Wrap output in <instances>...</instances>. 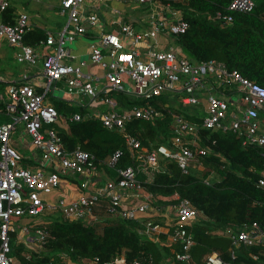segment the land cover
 <instances>
[{
	"label": "built area",
	"instance_id": "built-area-1",
	"mask_svg": "<svg viewBox=\"0 0 264 264\" xmlns=\"http://www.w3.org/2000/svg\"><path fill=\"white\" fill-rule=\"evenodd\" d=\"M112 1L143 6L151 26L138 30L118 18L115 23L120 25V29L105 31L102 27L103 20L95 8L101 9L102 5ZM59 2L61 13L68 16L66 27L58 37L49 32L46 38L31 45L25 42L30 24L28 15L20 13L13 24L5 22L2 13L10 6V2L0 0V40L4 39L17 47L16 58L19 62L35 66L42 60V71L35 75L34 81L30 80L28 73H24L20 81L6 85L4 92L0 93V102L4 103L2 113L9 118L0 123V264H15L11 255V243L19 217L44 215L47 207L61 211L63 217L70 221L85 220L102 199H107V210L111 215L140 221L153 204L150 197H142L143 193L140 191L145 189L138 176L143 169L150 173L158 170L162 157L175 160L184 172H188L191 163L199 155L206 153V148L199 142L200 127L231 130L238 135L244 147H264L263 122L260 118V110L264 108V85L243 76L237 69H229L215 58L195 62L172 47L159 49L157 44L151 45L147 56L142 55L139 47L149 41L158 43L160 34L180 35L187 32L190 23L180 9L164 0ZM87 4L93 10L87 9ZM255 6V0H232L227 8L228 12L217 11L213 18L231 23L234 19L232 12L249 13ZM115 12L120 16V10ZM90 28L98 30V35L91 40L88 58L79 60L66 46V42L75 41ZM89 65H97L105 70L102 87L96 86L100 76L86 70ZM211 79H214V83L217 82L218 87L240 92L241 97L235 110H230L225 93L215 92L213 89H217V86L214 84L209 86L213 83ZM61 84L67 86L68 92L85 94L93 100L98 95L101 96V93L104 94L100 99L109 109L96 118L108 129H116L123 134L126 143L133 150L136 162L119 168L118 178L108 179L100 190L82 193L74 202L60 199L53 205L46 202L43 195L60 186L63 174L95 170L97 167L93 154L81 147L67 151L62 136L57 129L50 127L51 124H58L61 113L47 102L46 97L59 89ZM111 92H124L145 101V104L120 111ZM203 93L207 94V98L201 124L174 114L175 133L179 137L175 148L161 144L152 150L143 151L141 141L126 131L127 123L132 118L155 121L163 115V111L151 103L155 98L164 94H178L184 105H196L201 102L200 94ZM83 118L78 113L73 115V119L77 121ZM19 124L24 125L33 145L43 147L46 157L54 165L56 163L55 171L48 173L21 166L23 155L11 142ZM182 138L185 140L181 141ZM122 154V150H117L109 164L113 167ZM257 183L264 188V175ZM83 186L87 187V183L84 182ZM129 190H136L133 194L135 202L126 203ZM198 213V209L187 199L181 200L177 205V223L173 236L175 242L181 243L182 249L176 253V259L181 264H194L191 248L195 244V237L188 227ZM145 223L148 231H155L159 227L149 219ZM31 228L34 230L33 243L43 248L49 237L47 227L40 224L24 225V233L30 235ZM228 232L232 239V249L229 251L232 258L236 257V248L241 244L264 246V224L260 222L245 224L235 232L229 228ZM263 253L251 252L250 256L256 259V264H264V261H259L264 259ZM222 255L220 252L209 254L206 264H231ZM88 264L130 263L119 254L108 262L94 257Z\"/></svg>",
	"mask_w": 264,
	"mask_h": 264
},
{
	"label": "trees",
	"instance_id": "trees-1",
	"mask_svg": "<svg viewBox=\"0 0 264 264\" xmlns=\"http://www.w3.org/2000/svg\"><path fill=\"white\" fill-rule=\"evenodd\" d=\"M164 1L176 3L175 0ZM231 1L189 0L183 9L184 18L190 27L186 33L174 35V42L195 62L215 58L229 69H237L243 76L264 85V0H255L256 6L249 13L232 12L234 19L231 23L213 18L217 11L228 12ZM2 18L7 23L15 22L14 11L10 6L3 11ZM45 37V33L34 30L26 33L25 40L35 44ZM211 80L214 83V79ZM7 84L0 81V92L4 91ZM235 91L220 88V92L227 97ZM110 95L119 101L120 111L124 106L131 109L134 104H145L142 100H131L124 92H111ZM176 97L178 94L173 98L168 94L151 100L163 111L157 120L132 118L127 123V130L141 141L143 151L152 150L161 144L176 147L171 140L176 135L175 113L201 124L200 117L205 113L200 114L198 107L204 110L205 104L184 105ZM165 102H169V106L159 104ZM53 104L61 114L79 112L84 115L81 107L73 109L65 101L54 100ZM50 127L57 129L62 136L67 151L81 147L90 152L95 157L96 165L106 166L111 177L118 178L119 168L136 162L134 154L126 146L123 134L119 130L108 129L98 118L85 117L79 121H69L68 129L57 124H51ZM199 130V142L206 148V153L199 155L198 160L210 166L215 173L211 176L210 170L201 172L192 167L184 172L175 160L162 157L159 169L153 172L152 181H146L145 176L139 175L144 178V189L155 196L156 205L187 199L206 216L188 227L196 239L192 253L197 264H205V256L218 250L231 264H256L258 262L250 256V251L257 252L259 247L241 246L236 249V257L232 258L228 251H224L222 237L216 232L227 228L235 232L254 221L264 224V188L257 183L264 175V147H244L238 135L231 130L205 127ZM189 137L192 138V135ZM117 150H122L123 154L113 167L108 166L107 162ZM117 219L100 226L84 220L70 221L59 214L47 226L49 237L43 251H31L29 257L23 254L27 250L25 245L12 241L11 255L20 264H61L63 254L74 262L94 257L108 262L125 251L130 264L179 263L169 247L139 232L141 222ZM14 238L15 233L12 234V240ZM215 238L220 241V247L216 246ZM177 249L181 250V247Z\"/></svg>",
	"mask_w": 264,
	"mask_h": 264
},
{
	"label": "crops",
	"instance_id": "crops-1",
	"mask_svg": "<svg viewBox=\"0 0 264 264\" xmlns=\"http://www.w3.org/2000/svg\"><path fill=\"white\" fill-rule=\"evenodd\" d=\"M8 1L10 2V7L14 11L15 19L20 13H26L28 15L30 24H29V29L27 32L38 30L41 33H45L46 36L48 35L49 32H51L53 35L58 37L59 33L67 25L68 16L66 14L61 13L59 0H8ZM175 1L176 3H173V2H169V3H171L176 8L180 9L184 16L185 12L183 9V5H186L187 2L182 1V0H175ZM165 3H168V2H165ZM118 4L120 5L126 4L127 6L129 5L125 3L124 1H112L108 3L107 5H102L101 9L100 8L98 9L97 7L95 8L96 11L99 13L101 19L103 20L102 27H104L105 31L119 30L120 25L115 23V20L118 18H121L123 22L130 23L138 30L148 28L151 26V22L143 6H139V8L135 7L134 10H132L134 11V13L129 14L127 16L125 11L122 8H120ZM86 7L89 10H93L90 4H87ZM116 10H120V16L117 15V13L115 12ZM56 16H59V17L66 16V21L63 22L62 20H59L58 23H56L57 21ZM97 35H98V30L94 28H90L86 34L78 36L76 40L73 41L75 42L74 47L69 46L71 52L74 53L79 60L87 59L91 40L93 38H96ZM173 36H174L173 34H169V33L160 34L157 39L158 43L149 41L147 44L141 45L139 49L142 52V55L144 57L147 56L148 47L149 46L151 47V45L155 46L156 44L158 45L159 49H168L172 47L178 53H182L186 55L185 53L182 52L181 48L178 47V45L174 42ZM6 44L11 46V50L6 47ZM28 44H31V43H28ZM35 44H31V45H35ZM16 52H17V47L11 45L9 42H7L4 39L0 40V63L3 64V66L0 67L1 69L0 70V81L7 82L8 84L17 82L22 79V76L24 73H28L31 76L30 80L34 81V79L36 78L35 75L38 72L42 71V60H40L35 66H31L27 63L19 62L16 58ZM12 59L18 61L22 66L20 67L12 66L10 64V61ZM86 70L100 76V81H97L96 86L98 88L102 87L105 81L104 80L105 70L102 67H99L97 65H89L86 68ZM212 84L217 86V89H213V90L219 93L221 86L218 87L217 82L210 83L209 86H211ZM60 88H61L60 90L64 91V94H61L58 96L55 95L54 93L49 94L46 97L47 102H50L51 104H53L54 100H57V101L59 100V101H65L66 103H68V106H70L73 109L81 107L83 109L84 115H82L79 112H75V113L81 114L84 118L94 117V116H95L94 118H96L98 114L102 112H106L109 109V106L103 103L102 100L100 99L101 96H104L103 93H101V96L98 95L97 98L93 100L92 98H90L89 96L85 94L79 95V94H76L75 92L73 93L68 92L66 85L61 84ZM234 90L235 89H232V91ZM3 92L4 91L0 93H3ZM164 95H168V94H164ZM128 96L131 100L140 101V99H137L133 96H130V95ZM169 96L173 98L174 95L169 94ZM200 96H201L200 98L201 102L198 103V105L199 104L203 105L206 103L207 94L203 93V94H200ZM240 97L241 95L239 91H235L234 94H231L228 97L229 107L231 111L236 109V106L239 104L238 100ZM176 99L181 102L180 98L176 97ZM116 102L119 107L120 105L117 99H116ZM3 104H4L3 102H0V121H1L0 123L6 122L9 119L7 116H5L2 113L4 111ZM159 104L165 107L169 106V102L159 103ZM141 105H144V104H141ZM135 106H140V105L134 104L132 107H135ZM122 109L123 110L121 111H125L130 108L124 106V108ZM75 113L71 112V113H67L66 115L61 114L60 120L57 125L62 128L68 129L69 121L74 120L73 115ZM204 113H205V110H204ZM203 116L200 117L201 122H202ZM260 118L263 122V131H264V108L260 110ZM126 131L129 134H131L127 130V127H126ZM15 136H17V139L19 140V144L14 141ZM178 138L179 137L177 135H174L171 140L175 144L179 141ZM183 140H185V138H182L181 141ZM11 142H12V145L15 146L23 155L24 161L22 160L23 165L21 166L30 168V169H39L42 171H46L48 173H50L51 171H55L54 168H55L56 163L54 165V163H52V160L46 157V151L43 147L38 148L33 145L32 138L26 132L23 124L18 125L16 131L12 135ZM126 146L133 154V150L131 149L130 146H128L127 143H126ZM198 157L193 161V163H191L190 167L197 168L201 172L210 170L212 172L211 173V176H212L215 173L213 172V169H211L210 166L203 164L200 160H198ZM222 160L225 161V158H222ZM109 161L107 162V165L111 166L109 164ZM141 175L146 177V181H152L154 177V173H150L148 170H145V169H143V171L140 173V176ZM112 178H116V177H111L110 173H108L106 170V166L104 167V165L102 166V164L97 165L95 170H86L85 172H69L67 174L62 175V181H61L60 186L54 189L53 192L44 194L43 198L45 199L46 202L53 204V205L56 204L60 199H65L66 201L74 202L79 198V196L82 193H94L95 191L100 190L105 185L106 181ZM139 179L142 180L144 178L139 177ZM84 182L87 183V187L83 186ZM135 192L136 190L128 191V194L125 198L126 203L136 201V198L133 197V194ZM140 192L143 193L142 195L143 198H146L147 196V197H150V199H152L153 206L146 214L142 215L139 221L141 222L140 224L141 228H139L140 229L139 232L142 235H145L148 238L152 239L153 241H156L160 243L161 245L169 247L173 255L176 256V253L180 252V250L177 248L181 247V243L175 242L174 236H173L176 223H177V215H178L177 205L179 202H172L168 205L159 206L154 203V201H156L155 196L148 193L147 190H142ZM108 202L109 200L102 199L100 203L94 207L92 212L86 217L84 221H86L89 224H93V225L97 223V225L101 226L103 225V223L109 222L111 220H118L117 218L119 217L117 215H111L108 212L107 210ZM59 214L62 215L61 211L54 210L53 208L47 207L46 212L44 214L45 217L47 218L42 219L41 221L36 222V223L31 222L29 225L40 224V225L47 227L54 220V218L57 217ZM201 217L206 218V216L202 212L199 211L198 216L196 217V219L193 220V223ZM148 219L153 222L154 220L157 221L156 223L159 225V227L155 231H148V228L145 223ZM16 225H17V230L15 232V235H16L17 243H21L25 245V247L27 248V250L23 252L24 255H27L30 257L31 251L41 252L45 249V246L43 248H39L37 247L36 243H33L32 241V236L34 234L33 228H31L30 235H26L23 230V226L26 224L23 225L22 223H20V218L18 219V223ZM228 229L229 228L221 229V230H218L216 233L218 235H222V236L226 235L231 238L228 232ZM224 242H225V239H224ZM195 244H196V239H195ZM193 247L191 248V255H192L193 260H195L193 253H192ZM231 249H232V246H230L229 249L224 250V251H231ZM218 252L222 253L220 250H218ZM120 255L126 258L125 251H123ZM14 259L16 263L17 259L15 257ZM89 262H90V259H84L80 262H74L72 258H70L68 255L63 254L61 264H88Z\"/></svg>",
	"mask_w": 264,
	"mask_h": 264
},
{
	"label": "rangeland",
	"instance_id": "rangeland-1",
	"mask_svg": "<svg viewBox=\"0 0 264 264\" xmlns=\"http://www.w3.org/2000/svg\"><path fill=\"white\" fill-rule=\"evenodd\" d=\"M119 5V7L120 8H122L124 11H125V13H126V15L128 16L129 14H133L134 13V11H132V10H134V8L135 7H137V8H139V4H137V3H130L128 6L126 5V4H123V5H120V4H118ZM56 19H57V21H56V23H58V21L59 20H62L63 22H65L66 21V16H61V17H59V16H56ZM74 43L75 42H66V46L67 47H74ZM6 47L8 48V49H10L11 50V46L10 45H7L6 44ZM10 64L12 65V66H15V67H20V66H22L18 61H16V60H14V59H12L11 61H10ZM1 66H3V64L2 63H0V67ZM1 70V69H0ZM62 88V87H61ZM61 88H59V89H57L55 92H54V94L55 95H61V94H64V91H62V90H60ZM198 112L200 113V114H204V110L202 109V107L201 106H199L198 107ZM14 141L16 142V143H18L19 144V140L17 139V136H15L14 137ZM21 165H23V161L21 162ZM20 218V223H22L23 225L24 224H26V225H29L31 222H33V223H36V222H39V221H41L42 219H45V218H47V217H45V215H40V216H36V217H30V216H23V217H19ZM221 237H222V239L221 240H223V246L225 247V250H227V249H229L230 248V246H232V242L230 243V239H229V237L228 236H222V235H220ZM224 239H225V242H224ZM13 242H17V239L16 238H14L13 240H12ZM215 244H216V246L217 247H220V241L218 240V238H215ZM67 258V257H66ZM68 259V258H67ZM16 263L17 264H20L19 262H18V260L16 261ZM15 263V264H16Z\"/></svg>",
	"mask_w": 264,
	"mask_h": 264
},
{
	"label": "clouds",
	"instance_id": "clouds-1",
	"mask_svg": "<svg viewBox=\"0 0 264 264\" xmlns=\"http://www.w3.org/2000/svg\"><path fill=\"white\" fill-rule=\"evenodd\" d=\"M241 246H244L243 244H241ZM241 246H239V247H241ZM238 247V248H239ZM244 247H259V250H257V252H261V253H263L264 252V246H261V245H259V246H244ZM237 249V248H236ZM213 252H218V251H213ZM212 252V253H213ZM251 252H253V253H255L254 251H250V253ZM228 253H229V251H228ZM211 254V253H210ZM222 254V253H221ZM230 254V253H229ZM209 254H207L206 256H205V258H204V262H205V264H206V259H207V256H208ZM194 261V264H197V262H196V260H193ZM261 261H264V259L263 260H261Z\"/></svg>",
	"mask_w": 264,
	"mask_h": 264
}]
</instances>
